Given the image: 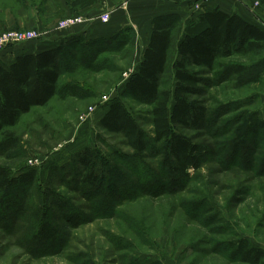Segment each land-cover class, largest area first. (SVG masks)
<instances>
[{
    "label": "rangeland",
    "instance_id": "374dc122",
    "mask_svg": "<svg viewBox=\"0 0 264 264\" xmlns=\"http://www.w3.org/2000/svg\"><path fill=\"white\" fill-rule=\"evenodd\" d=\"M45 4L0 0V34L39 33L4 50L62 31L58 26L69 16L49 14ZM169 24L175 32L179 21ZM138 45L132 32L67 45L58 63L61 82L92 96L54 98L22 115L11 130L16 143L0 151V167L14 176L35 169L37 180L28 191L0 192V264H243L228 258L240 239L264 251V78L239 88L230 74L233 64L249 65L257 57L234 52L203 76L198 99L207 112L204 128L183 131L198 146V166L170 176L160 157H133L124 135L106 134L99 125L108 105L122 99L150 134V105L123 97ZM170 78L167 70L163 87ZM89 147L95 149L84 171L74 155ZM91 173L98 182L79 183ZM47 190L55 194L54 205L46 201ZM36 210L59 229L57 239L35 237Z\"/></svg>",
    "mask_w": 264,
    "mask_h": 264
},
{
    "label": "trees",
    "instance_id": "16d2710c",
    "mask_svg": "<svg viewBox=\"0 0 264 264\" xmlns=\"http://www.w3.org/2000/svg\"><path fill=\"white\" fill-rule=\"evenodd\" d=\"M264 8V0H257ZM97 0H71L76 10L86 9ZM198 22L206 27L197 35H186L177 46V59L170 60L174 29L165 18L163 24L156 23L144 50L138 70L124 85V96L136 102L150 105V134L147 135L138 123V115L125 100L112 101L102 116L99 125L109 135H124L126 146L133 157L144 154L160 157L170 176H183L191 168H197L193 158L198 146L183 131L204 128L207 112L198 99L207 81L203 76L212 75L219 58H230L234 52L257 57L249 65L233 64L230 74L235 76L239 88L261 83L264 78V31L245 21L235 13L223 12L219 7L198 16ZM176 21V19H175ZM80 38L60 41L54 49L40 53L17 56L7 66H0V151L6 152L15 146L16 138L11 131L20 117L32 108L45 107L54 98L65 100L68 96L87 100L92 95L78 84L62 83L60 79V56L67 45L81 43L89 46L96 40L80 43ZM126 41V37L121 40ZM172 63L171 65H169ZM167 70L172 81L163 87L162 79ZM95 148H84L74 155L78 166L89 169ZM59 171L61 170L58 169ZM84 170V171H85ZM92 174V173H91ZM84 175L79 183L88 185L99 181L95 174ZM37 180V171L29 168L25 173L14 176L0 167V192L7 189L28 191ZM46 201L55 204L53 191H46ZM47 212V211H46ZM38 224L35 237L41 242L57 239L59 229L43 222L45 211H34ZM35 219V220H36ZM230 261L243 264H264V251L253 247L248 240L240 239L230 245Z\"/></svg>",
    "mask_w": 264,
    "mask_h": 264
},
{
    "label": "crops",
    "instance_id": "0c3cea01",
    "mask_svg": "<svg viewBox=\"0 0 264 264\" xmlns=\"http://www.w3.org/2000/svg\"><path fill=\"white\" fill-rule=\"evenodd\" d=\"M70 3L71 0H46L45 7L49 14L50 12H59L63 16L80 15L85 21L82 25L47 33L44 37L45 40L9 46L0 53V66H8L15 57L23 54L54 49L60 41L74 37L84 38V42H86L116 38L126 32H132L139 44L137 48V53L138 51L139 53L132 71L133 75L138 70L156 23L163 24L162 20L165 18L179 21L175 28L170 50V60L173 62L178 58L176 50L183 37L197 35L206 27L205 23L198 22V16L215 7H219L226 13H235L264 31V8L258 4L257 0H97L96 4L83 10L72 8ZM103 13L109 16V21L106 24L100 21V16Z\"/></svg>",
    "mask_w": 264,
    "mask_h": 264
},
{
    "label": "built area",
    "instance_id": "2783aa9c",
    "mask_svg": "<svg viewBox=\"0 0 264 264\" xmlns=\"http://www.w3.org/2000/svg\"><path fill=\"white\" fill-rule=\"evenodd\" d=\"M194 1V0H189ZM100 21L103 24L108 23L109 16L106 13H103L100 16ZM84 18L80 17L78 15L76 16H69L67 20L61 22L59 24L60 29H67L74 26L82 25L84 23ZM39 33L38 32H15V31H8L0 34V51L4 50L10 43H18V42H24V41H34L38 39ZM130 78V76L128 77ZM89 117L85 118L88 119ZM61 149V147L58 149V151Z\"/></svg>",
    "mask_w": 264,
    "mask_h": 264
}]
</instances>
